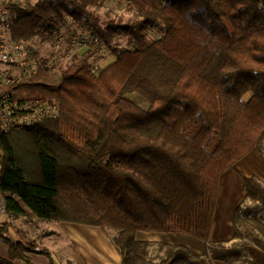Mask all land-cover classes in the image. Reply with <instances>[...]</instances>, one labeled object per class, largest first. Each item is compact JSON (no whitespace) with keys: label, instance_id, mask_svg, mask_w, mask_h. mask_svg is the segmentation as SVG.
<instances>
[{"label":"trees","instance_id":"16d2710c","mask_svg":"<svg viewBox=\"0 0 264 264\" xmlns=\"http://www.w3.org/2000/svg\"><path fill=\"white\" fill-rule=\"evenodd\" d=\"M112 1L131 12L123 46L117 26L92 18L103 0L10 7L16 42L71 19L113 60L96 73L87 59L57 73L44 67L9 88L18 100L56 99L59 117L0 133V242L8 247L0 264L49 257L7 234L20 218L112 229L120 264H260L252 248L264 254V238L250 225L263 222L257 178L242 179L248 203L234 211L231 239L208 237L221 174L253 149L264 154V0ZM137 233L186 235L204 252L159 243L163 255L151 262Z\"/></svg>","mask_w":264,"mask_h":264},{"label":"rangeland","instance_id":"374dc122","mask_svg":"<svg viewBox=\"0 0 264 264\" xmlns=\"http://www.w3.org/2000/svg\"><path fill=\"white\" fill-rule=\"evenodd\" d=\"M104 6L102 8H92V18L97 19L100 24L104 27L109 23L113 24V26H117V31L114 35L115 39L118 41L119 46H123L124 44V36H123V29L122 27L127 24V22L131 18V12L124 6V5H117L115 1L112 0H103ZM108 9H113L114 12L110 14V17L107 18L105 11ZM67 32L69 33H76L82 35L86 34V31L90 29L80 25L76 22L69 24L67 28ZM148 40H154L157 36L153 32H146ZM33 48L43 56L44 59L48 60V63L52 66L51 73H54V70L58 68V65L61 64L60 61L56 57V47L48 42L41 41V39H34L29 42ZM82 51H80L81 53ZM83 54V53H82ZM84 55V54H83ZM86 55V54H85ZM61 59V58H60ZM113 60V57L110 54L104 53V50L97 47L96 53H92L90 56V64L92 66L97 65L98 68H103L107 64H109ZM132 101L137 103L140 106L145 105L144 101L137 95H129L128 96ZM259 155H261V169L264 170V154L258 151ZM254 170L256 167H253ZM232 173L235 175V178L238 180V184L243 182L242 179L246 178L243 175L242 170H238L235 168L232 170ZM246 173L249 175L248 177H255L259 181L264 183V180H261L253 171L246 170ZM250 173V174H249ZM241 189V188H240ZM241 191V190H240ZM236 192V193H235ZM232 197H235L236 205H245L248 203L245 200V196L241 199V195L239 192L235 191ZM226 194V193H225ZM224 194V195H225ZM2 204V203H0ZM221 204L217 207V215L216 218L221 217ZM264 223V215L260 214L257 211V215ZM6 221V217L0 215V224ZM222 221L227 222L225 216L222 217ZM255 222V221H252ZM29 223V224H27ZM255 224V223H253ZM28 226V227H27ZM68 225L59 224V223H48V222H41L35 219H19L17 222L11 223L7 230L8 235L16 240L19 236L16 233L17 228H19L24 234L27 236V240L35 241L38 245L39 249H46L49 251V257L45 255H39L36 262L37 264L43 263L44 260H49L53 264H66L67 262H71V264H99L102 260L101 256H104V249L113 248L111 237L114 236L115 231L112 229H101V228H92V227H85V226H72L80 233L82 237L80 241H78L77 236H69L65 235L62 229H58L59 227H66ZM263 228V227H262ZM226 229V228H224ZM54 231V233H53ZM21 232V233H22ZM260 237L264 238L262 234L256 231ZM213 237V236H212ZM215 237H221L220 232L215 235ZM226 236H222L224 238ZM136 239L139 241H144L150 243V257L151 262H156L158 256L163 255V252H157V244L163 243L166 245H177L183 246L189 249L191 252H194V248H196V252L200 253V255L204 252L203 243L188 237L186 235L181 234H150V233H137ZM214 240L212 242H216ZM227 242V241H223ZM202 245V247H201ZM199 246V247H198ZM114 250V249H113ZM155 258V259H154Z\"/></svg>","mask_w":264,"mask_h":264},{"label":"built area","instance_id":"2783aa9c","mask_svg":"<svg viewBox=\"0 0 264 264\" xmlns=\"http://www.w3.org/2000/svg\"><path fill=\"white\" fill-rule=\"evenodd\" d=\"M41 0H0V133L23 132L32 125L48 119L59 117V103L56 99H26L18 100L12 96L9 88L19 84L41 68L51 67L43 64V56L33 48L29 42H16L11 35V10L14 5L25 3L35 4ZM61 2L63 0H48ZM72 23L68 19L65 23H56L50 33L38 36L41 41L50 42L56 48L58 68L75 63L81 59L90 62V56L99 47L98 40L90 31L83 33H69L67 28ZM80 51H82L80 53ZM84 55H83V54ZM38 54V56H37ZM86 54V55H85ZM61 58V59H60ZM92 65V64H91ZM98 66H93L96 73ZM52 70V69H51ZM0 215H5L4 205L0 204Z\"/></svg>","mask_w":264,"mask_h":264},{"label":"crops","instance_id":"0c3cea01","mask_svg":"<svg viewBox=\"0 0 264 264\" xmlns=\"http://www.w3.org/2000/svg\"><path fill=\"white\" fill-rule=\"evenodd\" d=\"M261 162H262L261 155H259L257 150L253 149L245 157H243L235 165H233V167L231 169L226 170L219 177L218 184H217V198H216L215 212L213 215L211 228H210V232H209V237H208L209 242H212L214 240V238H216L215 239L216 242L229 241L232 237L233 214H234L236 207L238 206V205L234 204L236 196L232 197V195L235 191L238 192V188H239L241 199H243L245 196V192L243 190L242 183L238 184V180L235 178V175L232 173V170L235 168H238V170H242L243 175L246 178H249L248 177L249 175L246 173V170H250V171L255 172V174L261 180H264V170L261 169ZM253 167H256V169H258V170L255 171ZM219 204H221V207H220L221 208V217L216 218L217 211H218L217 207L219 206ZM223 216H225V219L227 220L226 223H224L225 221H222ZM18 220L19 219L10 220L9 223L11 224V223L17 222ZM6 221H7V218H6ZM253 223H255V224H253ZM27 224H29V223H27ZM64 225H68V226L59 227L58 229L59 230L62 229L64 231L65 235H69L71 237L77 236L76 238H78V241L81 240L82 237L80 236V233L78 232V230H76L75 228L72 227V226H78V225H71V224H64ZM250 225L256 231H258L260 234H262V236L264 237V226L262 223L251 221ZM224 228H226V229H224ZM17 231L20 233V235L16 238L17 241L21 240V237H22V239L23 238L27 239L26 234H24L19 228H17ZM218 232H220L221 237H215V235H217ZM53 233H54V231H53ZM15 235H16V233H14V236ZM222 236H226V237L222 238ZM160 244H163V243H160ZM201 247H202V245H201ZM196 248H194V252H192V253L200 255V253L195 251ZM113 249H114V247L113 248H107V250L104 249V253H103L104 256H101L102 260L100 261L101 263H99V264H120L119 257L117 255L115 249L114 250ZM252 250H253L256 258L258 259L259 263L264 264V254L261 253L258 249L254 248V247L252 248ZM26 256L29 259V264H37L36 260H37V258H39V254H27ZM7 257H8V247L5 243L0 242V258L1 259H7ZM13 264H24V263L22 261L16 260V261H14ZM41 264H53V263L46 259ZM66 264H71V262H67ZM90 264H92V263H90ZM211 264H224V263L221 261H211Z\"/></svg>","mask_w":264,"mask_h":264},{"label":"clouds","instance_id":"9594fccd","mask_svg":"<svg viewBox=\"0 0 264 264\" xmlns=\"http://www.w3.org/2000/svg\"><path fill=\"white\" fill-rule=\"evenodd\" d=\"M189 20H192V16L188 17ZM193 23H197L196 21H192Z\"/></svg>","mask_w":264,"mask_h":264}]
</instances>
